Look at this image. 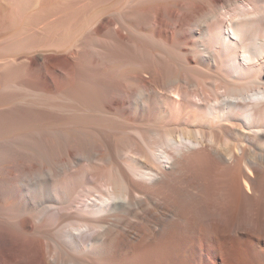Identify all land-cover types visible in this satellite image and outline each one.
<instances>
[{"label": "bare ground", "instance_id": "6f19581e", "mask_svg": "<svg viewBox=\"0 0 264 264\" xmlns=\"http://www.w3.org/2000/svg\"><path fill=\"white\" fill-rule=\"evenodd\" d=\"M0 264H264V0H0Z\"/></svg>", "mask_w": 264, "mask_h": 264}]
</instances>
